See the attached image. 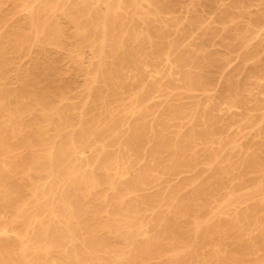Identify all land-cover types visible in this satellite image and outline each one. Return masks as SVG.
Here are the masks:
<instances>
[{
  "label": "bare ground",
  "instance_id": "bare-ground-1",
  "mask_svg": "<svg viewBox=\"0 0 264 264\" xmlns=\"http://www.w3.org/2000/svg\"><path fill=\"white\" fill-rule=\"evenodd\" d=\"M262 12L0 0V264H264Z\"/></svg>",
  "mask_w": 264,
  "mask_h": 264
},
{
  "label": "rangeland",
  "instance_id": "rangeland-1",
  "mask_svg": "<svg viewBox=\"0 0 264 264\" xmlns=\"http://www.w3.org/2000/svg\"><path fill=\"white\" fill-rule=\"evenodd\" d=\"M240 1V0H239ZM177 15V14H176ZM262 15H264V12H262ZM257 24H260L261 22H256ZM242 23H240V21L236 20V22H229V21H224L222 23V25L227 28V29H231V32H241L242 30H244V26L247 25L246 23L243 24V26L241 25ZM242 35L244 36V34L242 33ZM222 33L219 30L213 31L211 33L205 34V37L202 35H199L198 38L196 39V42L199 44L198 48H191L190 46H192V44L189 43V40H183L182 38L180 39L181 44L180 49L176 51V54L179 52H182L187 46H189L187 53H184V57L186 58L187 61H190L192 59L196 60L197 62L200 61L198 58L199 56L205 55V56H209L211 58H221L222 56H226L227 53H223L221 52L223 50V48L217 43L218 39H221ZM170 37H173V35L170 34ZM207 51V53L210 54H204V51ZM242 50V47H240L239 45H237L236 47L233 48V52H236L238 54H240L239 52ZM185 66L182 67V70L187 69L188 66H186V62ZM214 68H210V70H213ZM216 70V69H215ZM241 76L238 75V77ZM218 77V73L215 72V74H212V81H216ZM189 105V102L185 103L183 105V107H187Z\"/></svg>",
  "mask_w": 264,
  "mask_h": 264
}]
</instances>
